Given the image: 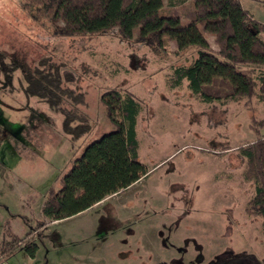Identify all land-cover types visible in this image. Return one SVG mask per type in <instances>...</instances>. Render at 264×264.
Returning a JSON list of instances; mask_svg holds the SVG:
<instances>
[{"label": "rangeland", "instance_id": "1", "mask_svg": "<svg viewBox=\"0 0 264 264\" xmlns=\"http://www.w3.org/2000/svg\"><path fill=\"white\" fill-rule=\"evenodd\" d=\"M181 1L163 0L164 8ZM240 3L264 21V0ZM24 7L23 0H0V264H264L262 219L247 210L251 187L236 154L256 138L251 112L170 85L172 67L187 65L194 48L178 51L167 38L164 50L150 48L115 31L59 35ZM44 58L71 72L69 85L85 92L86 104L76 109L91 126L81 136L78 122L66 130L60 113L21 91L23 72ZM113 87L140 103L137 159L148 171L125 190L45 224L32 237L31 258L11 240L41 218L47 190L59 186L84 147L114 129L101 100Z\"/></svg>", "mask_w": 264, "mask_h": 264}, {"label": "trees", "instance_id": "2", "mask_svg": "<svg viewBox=\"0 0 264 264\" xmlns=\"http://www.w3.org/2000/svg\"><path fill=\"white\" fill-rule=\"evenodd\" d=\"M23 5L33 18H44L59 35L115 31L125 40L150 48L164 50L166 38L174 41L178 51L194 48L196 55L187 65L172 67L170 85L185 84L202 102L224 105L233 101L251 112L249 121L256 138L238 146L236 154L242 180L251 187L247 210L260 215L264 231V137L259 135L264 126V41L259 36L264 24L240 0H182L179 7L172 5L169 10L163 0H23ZM23 78V94L40 98L51 111L60 113L66 130L74 129L71 122H78L74 125L80 128L77 135L90 130L89 118L76 109L78 104H86L85 92L69 85L75 78L60 63L44 58L34 71L23 72ZM101 100L114 129L84 147L60 177L59 186L47 190L41 218L23 238L11 240L31 258L37 249L32 237L45 224L125 190L148 171L137 159L139 101L116 87L102 93ZM255 103L261 105V117L256 115ZM4 249L3 253L14 251Z\"/></svg>", "mask_w": 264, "mask_h": 264}, {"label": "crops", "instance_id": "3", "mask_svg": "<svg viewBox=\"0 0 264 264\" xmlns=\"http://www.w3.org/2000/svg\"><path fill=\"white\" fill-rule=\"evenodd\" d=\"M249 11V10H248ZM250 12V11H249ZM251 14H252V12H250ZM254 18L256 19V20H258L259 22H262V23H264V21L261 19V17H259L258 15H256V16H254ZM259 36H260V38L264 41V31H262V32H260L259 33Z\"/></svg>", "mask_w": 264, "mask_h": 264}]
</instances>
